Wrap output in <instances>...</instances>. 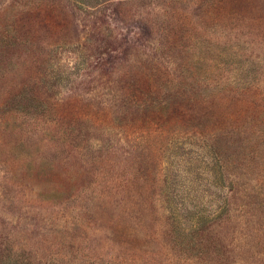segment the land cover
I'll return each instance as SVG.
<instances>
[{
    "label": "rangeland",
    "instance_id": "obj_1",
    "mask_svg": "<svg viewBox=\"0 0 264 264\" xmlns=\"http://www.w3.org/2000/svg\"><path fill=\"white\" fill-rule=\"evenodd\" d=\"M0 264H264V0H0Z\"/></svg>",
    "mask_w": 264,
    "mask_h": 264
}]
</instances>
